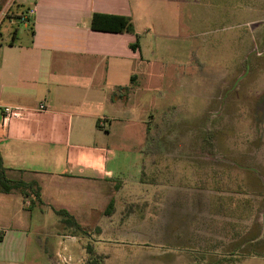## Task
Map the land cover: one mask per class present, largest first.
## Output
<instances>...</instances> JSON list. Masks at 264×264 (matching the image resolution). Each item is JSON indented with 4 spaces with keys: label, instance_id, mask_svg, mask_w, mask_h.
Wrapping results in <instances>:
<instances>
[{
    "label": "rangeland",
    "instance_id": "rangeland-1",
    "mask_svg": "<svg viewBox=\"0 0 264 264\" xmlns=\"http://www.w3.org/2000/svg\"><path fill=\"white\" fill-rule=\"evenodd\" d=\"M135 20L147 66L131 122L105 132L113 183L140 193L119 194L90 235L36 207L34 223L66 234L49 243L32 235L28 264H86L89 244L103 264H264V0H148ZM12 27L6 19L4 41ZM148 125L162 130L151 155ZM156 191L168 203L149 217Z\"/></svg>",
    "mask_w": 264,
    "mask_h": 264
},
{
    "label": "crops",
    "instance_id": "crops-1",
    "mask_svg": "<svg viewBox=\"0 0 264 264\" xmlns=\"http://www.w3.org/2000/svg\"><path fill=\"white\" fill-rule=\"evenodd\" d=\"M147 1L0 0V105L25 112L6 126L0 109V153L9 178L39 183L42 215L56 214L51 207L64 209L90 227L93 218L106 216L111 202L108 217L115 213L119 194L140 193L113 183L114 150L107 144L112 133L105 131L132 120L125 115L135 87L127 96L118 87L129 86L132 76L142 83L138 75L147 61L135 19L145 13ZM20 7L27 9L19 13ZM95 13L130 17L139 47H131L133 34L92 30ZM23 14L28 33L20 36L12 20ZM6 19L13 33L4 41ZM167 191L164 200L156 191L159 210L150 204L149 217L168 203ZM34 213L19 192L0 193V264H28L32 235L41 243L65 236L61 228L34 223Z\"/></svg>",
    "mask_w": 264,
    "mask_h": 264
},
{
    "label": "trees",
    "instance_id": "trees-1",
    "mask_svg": "<svg viewBox=\"0 0 264 264\" xmlns=\"http://www.w3.org/2000/svg\"><path fill=\"white\" fill-rule=\"evenodd\" d=\"M3 10V7L0 6V14ZM26 14V13H25ZM25 14L20 18L23 22H27L28 19H25ZM91 29L94 31L100 32H111V33H129L133 34L136 37V41L131 45L133 49L139 47V35L136 33L134 23L130 17L120 16V15H109L95 13L91 19ZM137 77L132 76L130 80V85L125 87H118L119 91H122L124 96L129 95L133 88L137 85ZM160 128L157 126L148 125L146 128V139H145V153L146 154H155L154 149L159 148L160 146ZM13 192H19L24 198V207L32 211L36 207L42 208L45 206V203L42 199L41 187L39 183L35 180L25 181L23 179H11L7 176L6 168L3 163V159L0 153V193L10 194ZM53 211L62 217V226L67 232H71L75 236L79 235H90L89 228L83 227L79 224L76 217L70 212L64 209H56L51 207ZM114 210V203L111 202L105 214L109 215ZM2 237L0 236V240ZM86 252L90 255V258L86 264H103L100 256L96 255L92 249L91 244L86 247ZM221 262V261H220Z\"/></svg>",
    "mask_w": 264,
    "mask_h": 264
},
{
    "label": "built area",
    "instance_id": "built-area-1",
    "mask_svg": "<svg viewBox=\"0 0 264 264\" xmlns=\"http://www.w3.org/2000/svg\"><path fill=\"white\" fill-rule=\"evenodd\" d=\"M0 109L3 113V123L6 126L15 120L22 119L25 115L24 110L21 108L0 105ZM40 109H44V105H41Z\"/></svg>",
    "mask_w": 264,
    "mask_h": 264
},
{
    "label": "flooded vegetation",
    "instance_id": "flooded-vegetation-1",
    "mask_svg": "<svg viewBox=\"0 0 264 264\" xmlns=\"http://www.w3.org/2000/svg\"><path fill=\"white\" fill-rule=\"evenodd\" d=\"M218 204H220V203L218 202Z\"/></svg>",
    "mask_w": 264,
    "mask_h": 264
}]
</instances>
